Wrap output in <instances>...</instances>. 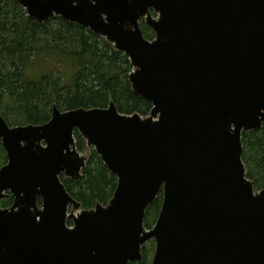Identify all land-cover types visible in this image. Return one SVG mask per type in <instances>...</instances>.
I'll list each match as a JSON object with an SVG mask.
<instances>
[{
    "label": "water",
    "instance_id": "water-1",
    "mask_svg": "<svg viewBox=\"0 0 264 264\" xmlns=\"http://www.w3.org/2000/svg\"><path fill=\"white\" fill-rule=\"evenodd\" d=\"M17 1L39 23L62 17L124 52L152 108L54 106L45 124L16 127L0 113V200L14 197L0 205V264H129L152 239V264H264V189L242 142L264 123V0ZM76 131L118 179L106 205L83 209L61 179L87 164Z\"/></svg>",
    "mask_w": 264,
    "mask_h": 264
},
{
    "label": "trees",
    "instance_id": "trees-1",
    "mask_svg": "<svg viewBox=\"0 0 264 264\" xmlns=\"http://www.w3.org/2000/svg\"><path fill=\"white\" fill-rule=\"evenodd\" d=\"M146 38L155 33L141 21ZM71 60L72 75L53 74L38 79L31 78L28 68L42 53L54 52ZM133 66L128 56L117 50L104 37L89 28L54 17L47 23L30 18L17 0H0V75L2 96L0 113L11 126L42 124L52 115L54 106L61 110L104 108L114 101L124 114L138 112L149 115L152 104L136 96L129 81ZM76 147L88 150L82 178L74 180L62 175L69 193L82 204L83 209H92L97 203L106 205L117 187V177L111 173L93 147H89L79 132L75 133ZM243 161L247 176L256 181V188H264V123L260 130L242 134ZM7 161V154L0 140V167ZM13 197L0 201L9 207ZM163 202V194L147 208L144 224L150 229L156 223ZM72 225V221H68ZM140 262L151 264L150 249L145 245Z\"/></svg>",
    "mask_w": 264,
    "mask_h": 264
},
{
    "label": "rangeland",
    "instance_id": "rangeland-1",
    "mask_svg": "<svg viewBox=\"0 0 264 264\" xmlns=\"http://www.w3.org/2000/svg\"><path fill=\"white\" fill-rule=\"evenodd\" d=\"M55 54L49 55V53L46 52V54H41L40 56L36 57L32 65L28 68L29 74L31 78L33 79H38L41 76H46L50 71H53V74H59L68 76L72 75L76 70L72 69L71 66V60L58 51V53L54 52ZM81 154L83 156H86L88 159L89 156V151L84 150L83 152L81 151ZM254 181V187L256 190H259L256 188L255 184L256 181L254 179H251ZM264 189V188H262ZM73 210V207H70L69 212ZM76 213H78L76 211ZM146 245L149 246L150 249V255L151 257L150 260H153L154 252L156 249V241L154 239L150 240ZM152 262V261H151Z\"/></svg>",
    "mask_w": 264,
    "mask_h": 264
},
{
    "label": "flooded vegetation",
    "instance_id": "flooded-vegetation-1",
    "mask_svg": "<svg viewBox=\"0 0 264 264\" xmlns=\"http://www.w3.org/2000/svg\"><path fill=\"white\" fill-rule=\"evenodd\" d=\"M143 20H144V19H143ZM143 20H142V21H143ZM144 21H145V20H144ZM108 106H109V105H108ZM108 106H107V107H108ZM58 108H59V107H58ZM59 109H60V108H59ZM60 110H61V109H60ZM61 111H64V110H61ZM66 111H67V110H66ZM52 113H53V112H52ZM51 118H52V115H51ZM51 118H50L48 121H50ZM48 121H47V122H48ZM45 123H46V122H45ZM45 123H42V124H45ZM26 125H29V124H26ZM26 125H14V126H11V125H10V126H11V127H16V126H26ZM34 125H39V124H34ZM40 125H41V124H40ZM77 132H78V131H77ZM0 140H1V139H0ZM1 142H2V140H1ZM2 145H3V144H2ZM3 148H4V147H3ZM5 151H6V150H5ZM80 152H81V151H80ZM6 154H7V152H6ZM7 163H8V156H7V161H6V163L3 164L2 166L6 165ZM2 166H1V167H2ZM62 175H63V174H62ZM62 175H61V177H62ZM64 176H65V175H64ZM70 179H71V178H70ZM259 190H261V189H259ZM259 190H256V191H259ZM5 193H6V197H8L9 195H11V196L13 197V195H12V193H11L10 191H7V192H5ZM161 194H163V193L161 192ZM6 197H5V198H6ZM74 198H75V197H74ZM3 199H4V198H3ZM3 199H1V200H3ZM1 200H0V201H1ZM37 201H38V205H39V206H42V198H41L40 196L37 198ZM13 203H14V197H13V202H12V204H11L10 206H12ZM0 205H1V204H0ZM10 206H9V207H10ZM4 208H6V207H4ZM69 220H71V219H69ZM69 220H68V221H69ZM71 221H72V224H73V220H71ZM133 262H137V261H133ZM151 264H152V263H151Z\"/></svg>",
    "mask_w": 264,
    "mask_h": 264
}]
</instances>
